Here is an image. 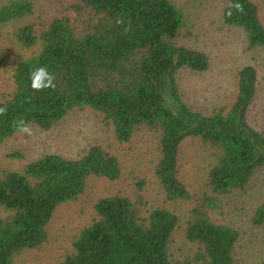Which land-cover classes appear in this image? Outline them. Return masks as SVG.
Returning <instances> with one entry per match:
<instances>
[{"label":"trees","instance_id":"1","mask_svg":"<svg viewBox=\"0 0 264 264\" xmlns=\"http://www.w3.org/2000/svg\"><path fill=\"white\" fill-rule=\"evenodd\" d=\"M224 2V23L241 28L249 48L264 47L257 0ZM236 2L243 13L233 9L227 15L228 5ZM72 8L77 25L59 16L43 28L28 22L14 29L13 39L31 54L15 65L12 92L5 98L0 94V107L7 108L0 115V142L19 132L20 121L46 130L70 111L88 108L103 115L119 142L129 141L139 127L158 133L154 174L167 201L191 198L178 176L185 138L198 137L208 145L213 163L209 193L185 219L184 238L196 247L192 256L175 261L170 245L179 217L166 206L148 208L140 184L134 198H99L96 217L78 232L72 252L59 264H235L240 231L214 222L210 210L220 196L245 188L264 170V133L248 119L257 93L256 69H239L231 104L204 114L184 102L176 81L179 70L203 72L209 60L179 42L186 18L174 0H78ZM32 13L30 0H10L0 5V25ZM42 66L54 75L55 88L34 92L30 73ZM120 175L118 159L97 145L77 158L46 154L21 169L0 172V264H14L16 255L41 246L55 209L76 200L90 177L114 181ZM251 223L264 225V195Z\"/></svg>","mask_w":264,"mask_h":264},{"label":"rangeland","instance_id":"2","mask_svg":"<svg viewBox=\"0 0 264 264\" xmlns=\"http://www.w3.org/2000/svg\"><path fill=\"white\" fill-rule=\"evenodd\" d=\"M10 0H0V5ZM33 13L0 25V94L6 97L13 90L12 74L17 62L31 54L12 36L14 29L34 22L46 27L54 18L68 16L77 25L72 8L78 0H30ZM186 18V28L179 42L204 52L209 67L203 72L181 69L176 81L182 99L194 110L209 114L219 107H228L237 91V72L252 65L257 73V93L248 114L249 123L264 133V47L249 48L246 35L239 27L229 26L222 19L224 0H174ZM264 23V0H257ZM42 26V27H41ZM31 135L17 132L0 142V172L18 170L27 162L46 154L77 158L90 146L97 145L114 155L121 166V175L114 181L90 177L84 192L76 200L59 205L47 224L46 241L38 248L25 250L14 257V264H59L72 252L78 232L96 217L95 203L104 196L123 194L134 198L141 184L147 207L171 208L179 223L171 242L175 261L192 256L195 245L183 235L189 211L199 205L207 187V173L213 163V152L198 137L185 138L179 148L178 176L189 191L188 201H167L154 174L159 157L158 133L137 128L129 141L119 142L103 115L88 108L74 109L51 128L43 130L27 126ZM21 154V158L10 156ZM264 195V170L257 171L243 189L220 196L210 216L216 223H227L240 231L235 251V264H263L264 225L254 226L251 217ZM0 209V214H1Z\"/></svg>","mask_w":264,"mask_h":264},{"label":"clouds","instance_id":"3","mask_svg":"<svg viewBox=\"0 0 264 264\" xmlns=\"http://www.w3.org/2000/svg\"><path fill=\"white\" fill-rule=\"evenodd\" d=\"M228 8L229 11L226 14L229 16L232 15L233 9L239 13H243L244 11V6L239 2L229 4ZM54 79H55L54 75L50 73L46 67L43 66L38 67L30 73V87L34 92L42 91L49 88L54 89L55 88ZM6 112H7L6 106L0 107V115H5ZM17 127L19 132L31 135V129L27 127L23 121H20Z\"/></svg>","mask_w":264,"mask_h":264}]
</instances>
